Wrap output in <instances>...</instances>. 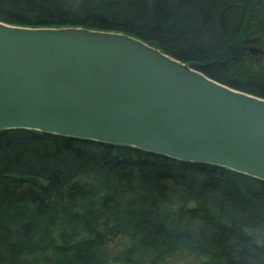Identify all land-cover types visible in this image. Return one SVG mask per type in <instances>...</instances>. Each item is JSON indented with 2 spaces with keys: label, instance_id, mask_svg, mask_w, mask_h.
Returning <instances> with one entry per match:
<instances>
[{
  "label": "trees",
  "instance_id": "16d2710c",
  "mask_svg": "<svg viewBox=\"0 0 264 264\" xmlns=\"http://www.w3.org/2000/svg\"><path fill=\"white\" fill-rule=\"evenodd\" d=\"M0 20L127 32L264 96V64L242 69L256 61L249 44L264 46V0H0ZM121 235L129 243L108 252ZM180 248L202 264H264V180L127 144L0 129V264H162Z\"/></svg>",
  "mask_w": 264,
  "mask_h": 264
},
{
  "label": "water",
  "instance_id": "95a60500",
  "mask_svg": "<svg viewBox=\"0 0 264 264\" xmlns=\"http://www.w3.org/2000/svg\"><path fill=\"white\" fill-rule=\"evenodd\" d=\"M11 127L132 145L264 180V96L123 31L0 20V129Z\"/></svg>",
  "mask_w": 264,
  "mask_h": 264
},
{
  "label": "rangeland",
  "instance_id": "374dc122",
  "mask_svg": "<svg viewBox=\"0 0 264 264\" xmlns=\"http://www.w3.org/2000/svg\"><path fill=\"white\" fill-rule=\"evenodd\" d=\"M249 47L254 49L261 48L264 50V46L260 44H249ZM251 54L258 63L253 61V59L247 58L242 65V69L246 71L245 74L258 69L259 65L264 64V54L262 52L251 50ZM128 243L129 237L121 235L107 242L104 247L108 252L113 253ZM162 264H202V260L198 255L188 249L180 248L168 254Z\"/></svg>",
  "mask_w": 264,
  "mask_h": 264
}]
</instances>
